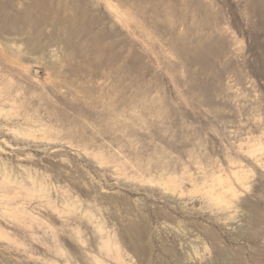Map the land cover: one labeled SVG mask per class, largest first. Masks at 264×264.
Instances as JSON below:
<instances>
[{"label": "rangeland", "instance_id": "1", "mask_svg": "<svg viewBox=\"0 0 264 264\" xmlns=\"http://www.w3.org/2000/svg\"><path fill=\"white\" fill-rule=\"evenodd\" d=\"M0 264H264V0H0Z\"/></svg>", "mask_w": 264, "mask_h": 264}, {"label": "bare ground", "instance_id": "2", "mask_svg": "<svg viewBox=\"0 0 264 264\" xmlns=\"http://www.w3.org/2000/svg\"><path fill=\"white\" fill-rule=\"evenodd\" d=\"M253 137V136H252ZM250 138V137H249ZM249 140V139H248ZM251 140V141H250ZM250 140H249V142H251V144H253L254 143V145H255V147H257L258 145H259V142H260V138H259V136L257 137H253V138H250ZM174 184V183H173ZM175 185V184H174ZM109 243H107L106 242V244H105V246L106 247H109Z\"/></svg>", "mask_w": 264, "mask_h": 264}]
</instances>
